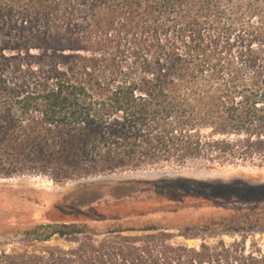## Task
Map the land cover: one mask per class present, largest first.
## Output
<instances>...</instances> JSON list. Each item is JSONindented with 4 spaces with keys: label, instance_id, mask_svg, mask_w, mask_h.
I'll return each mask as SVG.
<instances>
[{
    "label": "trees",
    "instance_id": "1",
    "mask_svg": "<svg viewBox=\"0 0 264 264\" xmlns=\"http://www.w3.org/2000/svg\"><path fill=\"white\" fill-rule=\"evenodd\" d=\"M247 162L264 163V0H0V179ZM263 201L241 179L95 183L0 240V264H264L245 233L200 236L228 234L215 220L178 235L197 246L154 225L86 224ZM249 221L232 217V232ZM53 239L71 246L9 247Z\"/></svg>",
    "mask_w": 264,
    "mask_h": 264
},
{
    "label": "rangeland",
    "instance_id": "2",
    "mask_svg": "<svg viewBox=\"0 0 264 264\" xmlns=\"http://www.w3.org/2000/svg\"><path fill=\"white\" fill-rule=\"evenodd\" d=\"M96 178L99 179L94 180ZM96 178H86L66 184H55L48 178L37 175L0 179V240H3L6 235L14 236L15 232H22L39 224L50 223L52 220L49 219V212L52 207L70 191L87 185L95 183L131 184L185 179L209 182H229L241 179L249 183L264 185V163L247 162L213 168L165 165L163 167L135 171H119ZM188 204L160 206L155 209H149L152 212L141 216L119 220L87 221L86 224L96 233H103L107 228H115L117 226L141 228L154 225L176 235L173 240L176 243L197 246L201 242L199 239L185 240L178 235L187 228L197 229L215 220L221 224L220 228H223L224 232H228V234L216 236L214 233L199 232L200 236H207L206 240L209 243L217 242L219 239H223L228 243L234 240H241L242 235L245 233L247 234V246L257 243L264 250V201L257 204L245 202L220 206L216 204L208 207L193 205L196 202H189ZM232 217L239 220L249 219L248 223L252 225L248 224V226L251 229L243 233H233L231 226L235 223H231ZM99 238L101 239L102 236H99ZM47 246L68 248L71 245L62 240L53 239L47 243H37L28 246L15 243V245L9 247H17L29 251L36 250L38 252Z\"/></svg>",
    "mask_w": 264,
    "mask_h": 264
},
{
    "label": "water",
    "instance_id": "3",
    "mask_svg": "<svg viewBox=\"0 0 264 264\" xmlns=\"http://www.w3.org/2000/svg\"><path fill=\"white\" fill-rule=\"evenodd\" d=\"M99 178H96V179H94V180H98Z\"/></svg>",
    "mask_w": 264,
    "mask_h": 264
},
{
    "label": "bare ground",
    "instance_id": "4",
    "mask_svg": "<svg viewBox=\"0 0 264 264\" xmlns=\"http://www.w3.org/2000/svg\"><path fill=\"white\" fill-rule=\"evenodd\" d=\"M237 177V176H236Z\"/></svg>",
    "mask_w": 264,
    "mask_h": 264
}]
</instances>
